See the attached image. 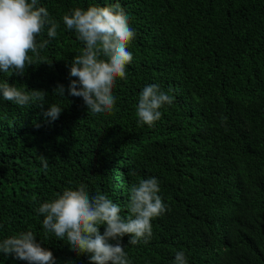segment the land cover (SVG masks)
I'll use <instances>...</instances> for the list:
<instances>
[{
	"label": "trees",
	"instance_id": "trees-1",
	"mask_svg": "<svg viewBox=\"0 0 264 264\" xmlns=\"http://www.w3.org/2000/svg\"><path fill=\"white\" fill-rule=\"evenodd\" d=\"M116 2L135 32L133 60L113 88V111L93 116L67 92L76 79L69 65L85 45L62 17ZM38 6L60 24L41 52L51 66H29L22 77L0 71V81L48 94L42 108L0 97V240L32 231L55 264H90L88 254L45 233L37 209L83 184L126 216L131 187L155 177L166 211L152 220L147 244L123 238L130 264H173L178 251L187 264H264V0H38ZM58 84L64 97L53 95ZM150 84L174 98L151 128L136 116L139 93ZM52 103L63 107L55 121L44 116ZM0 264L28 262L0 253Z\"/></svg>",
	"mask_w": 264,
	"mask_h": 264
},
{
	"label": "clouds",
	"instance_id": "clouds-1",
	"mask_svg": "<svg viewBox=\"0 0 264 264\" xmlns=\"http://www.w3.org/2000/svg\"><path fill=\"white\" fill-rule=\"evenodd\" d=\"M62 22L85 45L69 65V76L76 79L70 81L68 95L82 98L88 114L111 113L116 103L113 88L118 79L126 80V66L133 60L128 46L135 32L127 14L116 2L112 6L74 8L63 15ZM59 27L48 10L38 6V0H0V71L22 77L29 66H51L41 52L57 37ZM45 32L47 39L38 40ZM53 95L64 97V85L58 84ZM47 96L43 90H22L6 80L0 81V97L19 107L42 108ZM173 99L159 85L143 87L136 108L138 124L153 127L162 116L160 109L171 105ZM62 111L63 107L52 103L44 116L55 121ZM41 160L46 168L47 159L41 156ZM129 175L136 173L130 170ZM159 192L157 178L139 180L130 189L124 216L121 207L107 195H90L86 185L81 184L78 189H67L42 203L37 211L43 216L45 233L54 234L78 254H88L90 264H130L122 240L127 235V245L150 241L152 220L166 211ZM36 238L32 231L4 238L0 240V253L28 264H55L52 251L42 247ZM173 264H187L182 251L176 252Z\"/></svg>",
	"mask_w": 264,
	"mask_h": 264
}]
</instances>
